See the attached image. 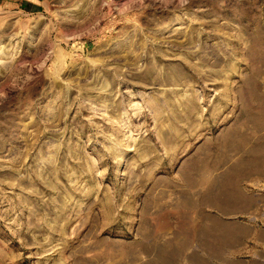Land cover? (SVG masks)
Masks as SVG:
<instances>
[{
	"label": "rangeland",
	"instance_id": "1",
	"mask_svg": "<svg viewBox=\"0 0 264 264\" xmlns=\"http://www.w3.org/2000/svg\"><path fill=\"white\" fill-rule=\"evenodd\" d=\"M0 264H264V0H0Z\"/></svg>",
	"mask_w": 264,
	"mask_h": 264
},
{
	"label": "crops",
	"instance_id": "2",
	"mask_svg": "<svg viewBox=\"0 0 264 264\" xmlns=\"http://www.w3.org/2000/svg\"><path fill=\"white\" fill-rule=\"evenodd\" d=\"M33 1H35V2L37 1V3H40V2H43L44 0H33ZM27 5H29L28 2L24 3L23 6H22V5H21V6H22V8H26ZM19 6H20V5H19Z\"/></svg>",
	"mask_w": 264,
	"mask_h": 264
}]
</instances>
